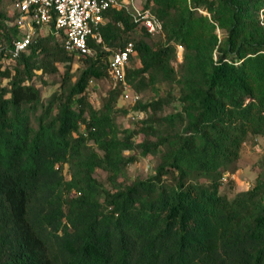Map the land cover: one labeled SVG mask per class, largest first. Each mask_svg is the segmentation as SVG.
<instances>
[{"label": "trees", "instance_id": "trees-1", "mask_svg": "<svg viewBox=\"0 0 264 264\" xmlns=\"http://www.w3.org/2000/svg\"><path fill=\"white\" fill-rule=\"evenodd\" d=\"M16 1L0 11V264H264V146L253 186L220 192L242 144L264 137V0H134L157 34L111 6L93 56L67 51L53 26L13 55ZM127 42L145 114L131 128L117 121L119 87L99 107L87 96L111 83L109 56ZM45 74L60 80L43 100L33 80ZM148 155L153 174L120 179Z\"/></svg>", "mask_w": 264, "mask_h": 264}, {"label": "built area", "instance_id": "built-area-1", "mask_svg": "<svg viewBox=\"0 0 264 264\" xmlns=\"http://www.w3.org/2000/svg\"><path fill=\"white\" fill-rule=\"evenodd\" d=\"M115 6L125 8L135 21H139L150 34L160 33L162 25L149 10L139 8L134 0H18L15 8L20 13L15 21L21 35L12 41L10 51L17 55L24 50L35 36L36 26H53L63 33V46L67 51L82 56H93L95 51L89 41L100 43L98 31L103 21V12ZM177 60L182 59V45H176ZM132 42L114 50L108 59V74L112 87L121 89L120 99L135 103L139 96L132 91L126 78V67L130 55L134 54Z\"/></svg>", "mask_w": 264, "mask_h": 264}, {"label": "rangeland", "instance_id": "rangeland-1", "mask_svg": "<svg viewBox=\"0 0 264 264\" xmlns=\"http://www.w3.org/2000/svg\"><path fill=\"white\" fill-rule=\"evenodd\" d=\"M15 0H0V11L4 12L6 15H10L13 11V3ZM139 2V0H137ZM48 27H42L37 30V33L40 35H45L48 32ZM154 38H157V35H153ZM80 63L77 58L74 57L72 68L76 67ZM60 69H63L60 65ZM45 80L44 82H42ZM60 76L58 74H45L42 77V80L34 78L33 83L40 89L41 97L43 100H46L58 87V82ZM111 83L107 77L91 81L87 87V96L88 99L95 107H99L101 100L105 92L110 88ZM149 95H142V100L145 101ZM132 103L127 100L118 99L117 107L119 109H124L127 112L122 113V111L117 116V121L122 127H133L135 122L142 117L144 113L134 111L132 109ZM142 139L141 135L135 137L136 141ZM264 146V137L261 136H249L246 141L242 144L240 150V156L237 161V171L234 174L224 175L223 183L220 187V192L227 194L229 197H232L236 192L241 190L249 189L255 183L258 174L261 171L260 159L262 157ZM129 153L128 151L125 154ZM133 153V152H131ZM157 164V158L151 155L148 156H138L137 160L127 167L126 176L123 179L124 182L130 183L132 180L137 178H145L153 174L154 167ZM63 173L66 178H69L68 166L65 165L63 168ZM94 176L101 182H103L107 187L109 182L106 179L107 173L103 170L96 169Z\"/></svg>", "mask_w": 264, "mask_h": 264}]
</instances>
